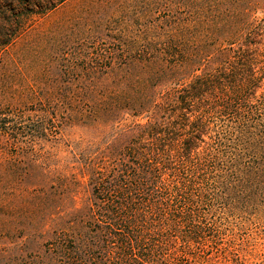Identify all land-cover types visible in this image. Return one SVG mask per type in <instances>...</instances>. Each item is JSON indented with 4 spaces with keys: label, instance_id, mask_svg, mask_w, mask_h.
<instances>
[{
    "label": "trees",
    "instance_id": "1",
    "mask_svg": "<svg viewBox=\"0 0 264 264\" xmlns=\"http://www.w3.org/2000/svg\"><path fill=\"white\" fill-rule=\"evenodd\" d=\"M67 1L0 0V48ZM78 13L37 120H0L14 143L0 188L19 190L0 204V264L208 263L231 220L264 217V0ZM67 127L82 135L63 160L21 147Z\"/></svg>",
    "mask_w": 264,
    "mask_h": 264
},
{
    "label": "rangeland",
    "instance_id": "2",
    "mask_svg": "<svg viewBox=\"0 0 264 264\" xmlns=\"http://www.w3.org/2000/svg\"><path fill=\"white\" fill-rule=\"evenodd\" d=\"M81 1L68 0L44 16L29 18L18 37L0 48V120L11 121L8 126L13 122L29 127L36 121L39 113L33 111L32 99L45 94L48 83L61 79L56 60L63 53L77 51L76 37L83 29L78 13ZM81 135L78 129L67 127L54 138L26 135L20 140L27 154L34 150L63 160L67 145ZM11 144V136L0 135V182L8 177ZM14 191L19 190L1 186L0 204H9ZM221 233L220 243L204 255L210 261L196 264H264V217L248 214L231 220Z\"/></svg>",
    "mask_w": 264,
    "mask_h": 264
}]
</instances>
